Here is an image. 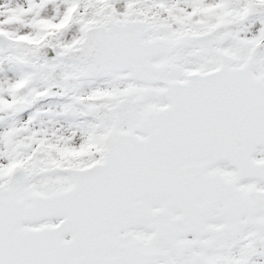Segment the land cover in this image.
<instances>
[{"label": "snow or ice", "instance_id": "obj_1", "mask_svg": "<svg viewBox=\"0 0 264 264\" xmlns=\"http://www.w3.org/2000/svg\"><path fill=\"white\" fill-rule=\"evenodd\" d=\"M0 264H264V0H0Z\"/></svg>", "mask_w": 264, "mask_h": 264}]
</instances>
